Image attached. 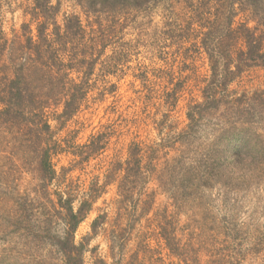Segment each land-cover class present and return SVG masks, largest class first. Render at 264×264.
Wrapping results in <instances>:
<instances>
[{
  "label": "trees",
  "instance_id": "1",
  "mask_svg": "<svg viewBox=\"0 0 264 264\" xmlns=\"http://www.w3.org/2000/svg\"><path fill=\"white\" fill-rule=\"evenodd\" d=\"M76 1L86 15V24L77 14L64 17L60 23L59 16L55 17L58 6L51 0H36L30 13L32 21L24 23L12 38L6 37L0 24V116L24 132L31 153L39 155L41 179L52 183L57 179L52 156L59 154L60 145L51 122L63 130L89 109L91 98L100 102L120 96L121 83L127 77H132L130 86L135 94L145 93L144 100L150 105L147 110L152 114L150 124H158L159 139L141 140L136 135L127 140L122 150L127 158L113 164L105 184L92 186L91 194L77 208L69 191L57 192L67 226L57 245L67 264H86L87 246L76 243V231L117 173H123L118 185L122 204L133 203L134 210L138 181L154 168L161 150L181 152L176 142L182 145L187 140L190 153L187 157L184 152L178 159L184 170V188L173 191L177 204L194 202L193 196L212 186L210 181L232 179V168L264 164V154L246 151L261 141L259 134L247 130L254 115L246 121L243 116L253 110L252 101L264 102V91L251 96L241 93L232 99L227 95L236 79L252 68L264 67V34L258 33L262 31L259 27L264 28V0ZM244 13H249L247 20L254 21L255 28L247 20L235 22ZM151 28L154 38L148 32ZM140 33L152 44L140 38ZM201 60L208 63L209 77L204 78L197 67ZM198 90L201 96L195 94ZM187 95L189 123L178 130L176 109ZM53 109L56 114L51 118ZM213 115H218L220 122L212 121L216 132L204 142L198 128ZM137 117L134 114L125 125L136 122ZM109 141L106 133L93 136L83 146L88 151L83 159ZM101 218L92 224L94 234ZM173 221L170 228L177 227V220ZM165 242L175 247L169 248L175 252L176 242ZM97 260V264H105L103 259Z\"/></svg>",
  "mask_w": 264,
  "mask_h": 264
},
{
  "label": "rangeland",
  "instance_id": "2",
  "mask_svg": "<svg viewBox=\"0 0 264 264\" xmlns=\"http://www.w3.org/2000/svg\"><path fill=\"white\" fill-rule=\"evenodd\" d=\"M35 1L0 0V24L6 37L12 38L24 23L32 21L30 13ZM51 2L58 6L55 17L59 16L60 23L64 17L77 14L86 24V15L76 0ZM248 18L249 13H244L235 22ZM249 25L256 27L254 21ZM152 28L148 31L153 36L150 38H154ZM259 28L262 31L259 29L258 33L263 35L264 28ZM140 38L147 37L140 33ZM203 61H198L197 67L206 78L210 71ZM130 81L132 77H127L121 83L117 98L100 102L91 98L89 109L63 130L51 122L54 139L60 145L59 154L52 156L57 171V179L52 183L41 179L39 155L31 153L24 132L5 123L0 116V264H67L57 245L67 229L57 192L69 191L77 208L91 194L92 186L105 184L113 164L127 158L122 151L128 145L127 140L136 135L141 140L159 139L158 124L154 127L150 124L152 114L147 110L150 105L144 100L145 93L135 94ZM259 91H264V67L252 68L236 79L227 95L232 99L241 93L251 96ZM187 96L176 109L174 121L180 124L178 130L189 123L186 105L190 95ZM251 104L253 110L243 116L246 121L254 115L247 130L259 134L261 144L246 151L264 154V102L256 100ZM152 113H156L155 109ZM55 114L51 110L50 117ZM134 114H138L136 122L125 125ZM219 119L218 115L207 117L198 128L204 142L216 132L212 121L217 124ZM156 120L159 122L161 118ZM99 133H106L110 141L103 144L102 150L83 159L84 153L88 154L83 146ZM186 141L182 145L174 143L181 152L174 148L158 153L154 168L138 181L134 210L133 203L122 204L118 185L123 173H117L108 183L75 234L76 243L84 242L87 246L86 264H97V259H103L105 264H264V164L232 168V179L210 181L212 186L202 189L198 197L193 196L194 202L177 204L172 196L174 190L184 188L181 185L184 170L178 159L184 152L190 156ZM98 217L103 219L94 234L92 224ZM173 219L178 221L176 228L174 225L170 228ZM165 239L176 242L175 252L169 249L175 247H169Z\"/></svg>",
  "mask_w": 264,
  "mask_h": 264
}]
</instances>
